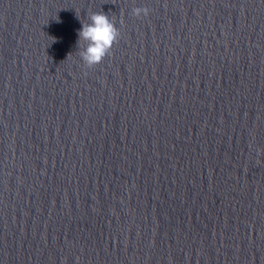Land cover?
Segmentation results:
<instances>
[{"label":"water","instance_id":"obj_1","mask_svg":"<svg viewBox=\"0 0 264 264\" xmlns=\"http://www.w3.org/2000/svg\"><path fill=\"white\" fill-rule=\"evenodd\" d=\"M0 264H264V0H0Z\"/></svg>","mask_w":264,"mask_h":264},{"label":"clouds","instance_id":"obj_2","mask_svg":"<svg viewBox=\"0 0 264 264\" xmlns=\"http://www.w3.org/2000/svg\"><path fill=\"white\" fill-rule=\"evenodd\" d=\"M133 15L140 16L148 14L147 8H134ZM88 23H82L81 29L77 31V45L79 56L84 64L91 68L99 65L110 53L113 45L117 42L120 32L114 22L103 12L91 13Z\"/></svg>","mask_w":264,"mask_h":264}]
</instances>
